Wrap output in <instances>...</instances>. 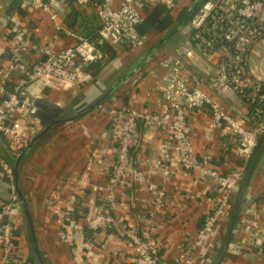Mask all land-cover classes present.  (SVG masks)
<instances>
[{
    "label": "crops",
    "instance_id": "0c3cea01",
    "mask_svg": "<svg viewBox=\"0 0 264 264\" xmlns=\"http://www.w3.org/2000/svg\"><path fill=\"white\" fill-rule=\"evenodd\" d=\"M24 1L0 0V73L11 59L13 42L8 29L15 25L26 30L31 44V49L26 52L29 69L38 58H43L45 48L59 52L75 45L81 38L93 35L100 26L93 4L82 7L75 0H64L63 6L58 7L57 21L62 26L58 32L50 12L25 4L21 6ZM195 2L180 0L173 10L159 5L143 9L144 20L137 27L144 39L143 46L136 50L125 45L112 46L115 49L113 55L99 47L104 58L97 61L96 73L85 70L83 84L65 88L57 86V82L39 81L28 86L34 109L22 113L17 110L13 116L15 119L24 117L29 122L38 121L36 135H46L32 147L21 172L14 174L13 182L0 170V207L15 194L12 184L15 187V181L20 177L23 183L24 198L15 200L12 210L16 225L14 246L18 250L17 259L23 264H31L27 259L36 252L45 253L49 264H135L133 247L124 232L131 227L148 229L157 244L162 264H178L188 255L191 260L193 258L191 264H209L221 250L226 255L219 264L261 262L264 222L248 208L253 201L264 200V148L251 166L249 160L244 167L240 165L233 154L230 133L223 129L212 130L206 109L191 110L188 114V135L194 151L201 157L208 147H212L214 157L208 166L220 173L227 174L241 166L242 178L251 173L247 187L241 179L234 189L227 212L215 225L213 234L200 237L199 229L217 202L218 187L211 178L182 167L177 158L167 160L162 146L169 141V133L151 129L142 122L130 149L131 161L124 183L115 188L117 202L112 211L113 227L88 237L85 232H76L78 244L74 248L61 240L58 220L61 213L57 216L52 210L56 207L62 212L68 196L77 191L76 220L85 223V214L103 204L102 196L93 187L107 185L117 154L116 131L110 115L101 109L133 106L145 111L162 110V85L167 69L161 61L169 54L177 53L176 50L189 40L184 26ZM115 4L117 6V2ZM259 49L255 47L250 55V65L257 74L261 70L253 62L252 55L260 56ZM216 60V56H204L201 52H194L186 59L193 73L204 78L214 70ZM261 65L264 66V62ZM21 79L2 83L0 78V93L2 89L10 92ZM204 88L244 122L249 110L247 102L239 97L220 95L208 86ZM7 144L11 147L5 138L0 139L1 152L7 159L17 162ZM170 154L175 156L173 151ZM150 186L165 192L160 208ZM243 191L247 196L245 202ZM26 206L33 219L31 224ZM40 230L45 234L44 238L39 234ZM186 250L190 251L187 255ZM2 251L0 242V258ZM13 259L16 262V257Z\"/></svg>",
    "mask_w": 264,
    "mask_h": 264
},
{
    "label": "built area",
    "instance_id": "2783aa9c",
    "mask_svg": "<svg viewBox=\"0 0 264 264\" xmlns=\"http://www.w3.org/2000/svg\"><path fill=\"white\" fill-rule=\"evenodd\" d=\"M196 6L190 10L191 16L184 26L189 40L177 53L169 54L161 64L167 69L162 85V110L145 111L133 106L102 108L110 115L116 131V160L107 185H94L93 189L103 198V204L85 214V223L76 220L79 204V192L73 191L67 198L61 216L62 241L76 247V232L84 233L85 227L92 230H103L114 225L112 211L116 206L115 188L124 183L130 165V149L136 142L138 126L142 122L151 129H162L169 133V141L163 144L165 158L177 160L182 167L197 171L212 179L218 187L219 196L211 212L205 217L199 229V236L213 234L217 222L226 214L234 189L243 175L241 167L228 174L211 169L208 164L214 157V149L208 147L199 157L194 151L188 135L187 118L191 110L206 109L210 114L212 130L223 129L230 133L234 145V155L240 165H245L258 144V137L264 132V106H257L253 111L249 102L244 122H241L217 101L204 86L220 95L241 98V94L250 90L264 101V66L260 74L254 72L250 65V55L264 39V0H194ZM64 0H25L24 4L36 9L50 12L56 30L62 26L58 23L59 6ZM117 2V6L115 4ZM180 0H75L78 6L93 4L96 8L100 26L97 30L100 38L113 47L127 45L132 50L144 44L138 32V25L144 20L142 10L152 6H162L166 10L174 9ZM13 47L10 51L9 65L1 70L2 83H7L11 70L20 61L23 53L31 49V44L24 28L19 25L8 29ZM43 58H38L31 69L25 70L21 81L13 90L0 93V133L11 144L13 149L21 150L37 134L39 122H29L23 117L15 119L17 110H33L34 99L29 93L31 83L47 81L57 82L65 88L78 86L85 81L84 65L104 58L101 49L88 38H81L75 45L54 52L50 47L42 51ZM194 52L204 56H216L214 70L207 78L193 73L186 59ZM251 77V78H250ZM6 93V94H5ZM173 151V154H170ZM158 164L161 165L160 162ZM2 175L13 182L14 171L10 164L0 155ZM13 193L15 187L12 184ZM155 194L158 208L165 199L163 190L150 186ZM15 194L6 204L0 207V242L5 250L14 245L16 225L12 220ZM55 208V207H53ZM248 211L256 213L258 220L264 222V200L252 202ZM101 232V231H100ZM125 235L130 240L135 253V264H161L158 259V247L151 239L148 229L128 228ZM100 234V233H99ZM186 250V255L189 253ZM4 262V260H2ZM189 255L178 264H191ZM264 264V252L261 262Z\"/></svg>",
    "mask_w": 264,
    "mask_h": 264
},
{
    "label": "trees",
    "instance_id": "16d2710c",
    "mask_svg": "<svg viewBox=\"0 0 264 264\" xmlns=\"http://www.w3.org/2000/svg\"><path fill=\"white\" fill-rule=\"evenodd\" d=\"M178 6V4H177ZM176 6V7H177ZM175 7V8H176ZM173 10V9H172ZM191 16V13L187 15V19L186 21L188 22L189 18ZM86 38H88L89 40H91L93 43H95L98 47L104 49L105 51L109 52L110 54H115V49L112 47V45H110L108 42L102 40L99 36V34L97 33V31L93 34V35H90V36H87ZM127 46V45H125ZM128 48H130L129 46H127ZM131 49V48H130ZM91 65L89 67H85L84 65V69H91V70H94V73H96L98 70H97V61L96 62H91L90 63ZM99 66V65H98ZM251 78V77H250ZM262 86H264V84H262ZM241 97L243 98L244 101H247L249 102V105L250 107L252 108V110L254 109L255 110V107L257 106H264V101L263 102H260V100L258 99L257 95L255 94H251V91L250 90H246L244 93L241 94ZM253 110V111H254ZM46 135V133L43 135V134H38L36 136H34L29 144L27 146H25L23 149L21 150H18V149H13L12 147L8 146L7 144V147H8V151L9 153L15 158L17 159V162H12L11 160L7 159L6 156L1 152L2 150H0V155L10 164V166L13 168V171H14V174L18 173V172H21V168H22V165H23V162L25 161V159L27 158V156L29 155L32 147H34V145L41 139L43 138L44 136ZM4 136L3 134L0 133V139H3L4 140ZM264 148V147H263ZM261 150L258 152V155L260 154ZM257 155V156H258ZM16 163V164H15ZM15 167V168H14ZM228 174V173H227ZM251 177V173L248 172V174H244L243 176V180H242V184H244V186H248L249 185V179ZM22 181H21V177L15 181V195L17 196V199L20 197H23L24 198V192H23V185H22ZM245 190V188H244ZM245 191H243V199H244V202L246 200V195H245ZM262 198H264V195L262 196ZM26 203V202H25ZM26 212H27V218L30 222V224L32 223V217L30 215V211H29V208L26 206ZM205 219V218H204ZM203 224V223H202ZM202 226V225H201ZM110 227H113L110 226ZM110 227H107V228H110ZM106 228V229H107ZM101 230H92L90 229L89 227H85V236H93V235H97L100 233ZM226 249V248H225ZM158 255V254H157ZM226 255V252L221 250L219 253L215 254L213 260L209 263V264H219V262L221 261V259ZM159 256V255H158ZM159 259V257H158ZM160 261V260H159ZM27 262L28 263H31V264H49L48 263V260H47V257L45 256V253L43 252H36V255H34L33 253L30 254L29 258L27 259ZM162 264V263H161ZM168 264V263H166Z\"/></svg>",
    "mask_w": 264,
    "mask_h": 264
},
{
    "label": "rangeland",
    "instance_id": "374dc122",
    "mask_svg": "<svg viewBox=\"0 0 264 264\" xmlns=\"http://www.w3.org/2000/svg\"><path fill=\"white\" fill-rule=\"evenodd\" d=\"M257 47H260V49H259L260 56H253L252 55V60H253V62L255 64L258 65V69H259V68H261L263 66V65L260 66V64H262V62H264V39H262L259 42V45ZM57 198H56V196H54V200H57ZM52 210H53L55 215L60 216V212H59V210L56 207L55 208L52 207ZM58 220L61 223L62 222V216H61V219L58 218ZM41 228H44V225H43V227H40V229ZM39 234L41 235V237H43V238L45 237V234L43 233L42 230H40ZM41 242L43 243V240H41ZM17 253H18V250H17V248L14 245H13L12 248H10L8 250L6 249L5 252H4V249H3V251H2L3 255L1 256L2 258H0V264H23L24 262L22 263L21 261H19L17 259V257H18ZM26 254H27V251H25V255ZM15 257H16V262H15V259H13ZM2 260H4V262Z\"/></svg>",
    "mask_w": 264,
    "mask_h": 264
},
{
    "label": "water",
    "instance_id": "95a60500",
    "mask_svg": "<svg viewBox=\"0 0 264 264\" xmlns=\"http://www.w3.org/2000/svg\"><path fill=\"white\" fill-rule=\"evenodd\" d=\"M27 55H28V53H26V55L11 70L9 80L14 79V78L18 79L25 72V70L29 67L30 62L27 59ZM263 147H264V133L260 137L258 144H257L256 148L254 149V151H253V153L249 159V163H248L249 166H251L253 164L254 160L256 159V157L258 155V152L260 150H262Z\"/></svg>",
    "mask_w": 264,
    "mask_h": 264
}]
</instances>
